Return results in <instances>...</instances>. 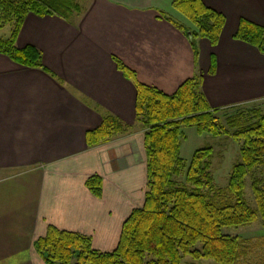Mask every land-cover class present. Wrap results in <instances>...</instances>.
<instances>
[{"label":"crops","instance_id":"1","mask_svg":"<svg viewBox=\"0 0 264 264\" xmlns=\"http://www.w3.org/2000/svg\"><path fill=\"white\" fill-rule=\"evenodd\" d=\"M76 3L68 21L26 17L16 45L39 50L43 69L0 54V264H45L34 244L49 227L112 252L124 222L144 206L145 130L135 85L114 58L167 95L200 75L212 109L264 108V55L233 38L242 19L264 28V0H205L226 24L216 47L196 40L197 59L189 37L166 19L192 28L173 0ZM109 115L128 132L89 148L87 134ZM92 176L103 181L101 198L86 187Z\"/></svg>","mask_w":264,"mask_h":264},{"label":"trees","instance_id":"2","mask_svg":"<svg viewBox=\"0 0 264 264\" xmlns=\"http://www.w3.org/2000/svg\"><path fill=\"white\" fill-rule=\"evenodd\" d=\"M172 5L192 28L175 18L166 19L189 37L196 59V40L206 39L213 47L219 44L226 24L224 15L208 8L205 0H173ZM77 11L80 6L75 0H0V30L10 28L9 37L0 39V54L19 65L43 69L39 50H20L16 45L26 17L56 16L68 21ZM233 38L264 55V28L242 19ZM211 59L213 75L216 65L213 56ZM114 60L137 91L136 120L145 130L147 158L144 206L133 210L124 222L112 252L95 250L87 236L49 227L46 236L34 244L37 254L45 264H183L187 257L194 262L242 264L252 249L245 247L241 238L224 234V229L247 227L259 219L264 227V182L252 184L256 208L250 206L245 193L247 177L264 166V113L255 108L212 109L201 90L200 75L167 95L140 83L134 71L118 58ZM221 114L227 115L225 123ZM183 127L242 143L240 159L225 189L215 186L210 173L212 147L197 150L189 163L181 158ZM128 130L116 117L106 116L99 129L87 134L88 147L109 143ZM181 176L184 185L177 182ZM86 187L95 197H102L99 176L90 177Z\"/></svg>","mask_w":264,"mask_h":264},{"label":"rangeland","instance_id":"3","mask_svg":"<svg viewBox=\"0 0 264 264\" xmlns=\"http://www.w3.org/2000/svg\"><path fill=\"white\" fill-rule=\"evenodd\" d=\"M76 1L78 3L80 2V0ZM9 33V27L2 29L0 31V38L7 39ZM254 108L261 109L264 113V108ZM220 116L225 123L227 115L221 114ZM141 128L144 129L142 125ZM182 131L185 137L181 142V158L189 163L197 150L212 147L214 149V155L210 173L213 176L215 186L220 189H225L232 168L240 159L242 143H238L227 137H214L209 134L200 135L193 127H183ZM256 180L264 182V166L256 169L246 179V199L252 208H256V202L252 192V184ZM177 182L179 185H184V176L178 178ZM224 234L241 238L242 244L252 249L242 264H264V227L261 219L247 227L224 229ZM197 247L201 248L202 246L199 244ZM183 264L214 263L205 260L194 262L190 257H187L184 259Z\"/></svg>","mask_w":264,"mask_h":264}]
</instances>
